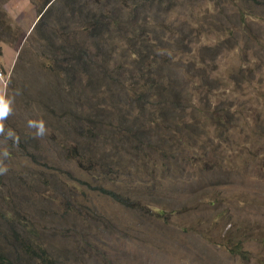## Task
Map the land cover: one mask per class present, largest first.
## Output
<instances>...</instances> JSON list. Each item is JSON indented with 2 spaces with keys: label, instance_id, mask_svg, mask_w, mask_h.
Segmentation results:
<instances>
[{
  "label": "rangeland",
  "instance_id": "1",
  "mask_svg": "<svg viewBox=\"0 0 264 264\" xmlns=\"http://www.w3.org/2000/svg\"><path fill=\"white\" fill-rule=\"evenodd\" d=\"M0 73V264H264V0H0Z\"/></svg>",
  "mask_w": 264,
  "mask_h": 264
},
{
  "label": "clouds",
  "instance_id": "2",
  "mask_svg": "<svg viewBox=\"0 0 264 264\" xmlns=\"http://www.w3.org/2000/svg\"><path fill=\"white\" fill-rule=\"evenodd\" d=\"M45 7V6H44ZM44 9V8H43ZM42 11L40 12L38 18L41 16ZM1 74V73H0ZM37 129H38V134L41 133L43 131V126L42 125H37Z\"/></svg>",
  "mask_w": 264,
  "mask_h": 264
},
{
  "label": "trees",
  "instance_id": "3",
  "mask_svg": "<svg viewBox=\"0 0 264 264\" xmlns=\"http://www.w3.org/2000/svg\"><path fill=\"white\" fill-rule=\"evenodd\" d=\"M140 56H141V60H143L144 59V55H142V53H140ZM26 247L29 248V245H26Z\"/></svg>",
  "mask_w": 264,
  "mask_h": 264
}]
</instances>
